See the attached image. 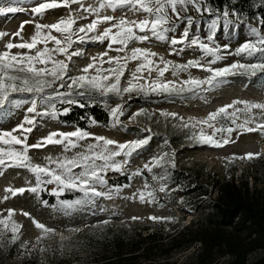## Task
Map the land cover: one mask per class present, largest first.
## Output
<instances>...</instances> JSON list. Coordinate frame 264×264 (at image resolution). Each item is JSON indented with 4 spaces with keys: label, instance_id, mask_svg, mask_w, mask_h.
<instances>
[{
    "label": "rangeland",
    "instance_id": "374dc122",
    "mask_svg": "<svg viewBox=\"0 0 264 264\" xmlns=\"http://www.w3.org/2000/svg\"><path fill=\"white\" fill-rule=\"evenodd\" d=\"M38 2L39 0H0V6L12 5L23 9L14 14L0 15V33L8 34L0 38V52L7 50L5 45L8 42L30 41L35 33L36 24L58 23L61 18L67 19L69 14L78 18V26L90 23L96 15L89 14L84 9L90 6L98 7L100 0H79V3H70L67 7L49 10L42 16H36L31 12V8ZM258 2L264 4V0ZM228 12L229 17L225 18L223 13L214 12L212 16L207 14L201 16L190 10L188 15L193 17L195 23L189 27L186 21H177L176 29L169 33V37H179L184 28L189 27L190 37L198 35L201 40L207 42L209 24L218 16L214 40L211 43L219 48V55L223 59L211 66L221 68L237 61L246 64L264 62V57L259 54L252 57L235 55V50L246 40L255 41L256 37L250 32V26L260 28L259 19L236 20L233 13ZM100 15L117 18L124 16L129 21L145 18L143 13L125 10L113 12L108 8L102 9ZM23 22L28 23L24 24L19 37L14 36ZM115 22L99 25L98 31L102 32L104 28L110 27ZM261 31L264 32V29ZM52 34L60 36L54 30ZM97 34V32L88 33L83 41L73 37L76 42L72 50L78 51L80 55L73 57L69 62L70 76L81 74V69L91 63L93 57H100L104 52H107L108 56L130 55L128 50L121 53L109 50L107 41L101 43L89 38ZM37 47L43 48V44ZM48 47H53V44L49 43ZM130 48H143L155 52L157 56L153 59L157 63L160 62L161 57L165 61H171L172 64H186L189 60H199L207 64L211 59L198 48L189 47L187 43L173 46L170 40L158 41L151 38L145 42H133ZM27 51L19 48L10 50L12 54ZM104 59L107 60V57ZM138 63L139 61H129L125 76L121 79V87L128 86V81L132 79V73ZM103 66L110 67L108 64ZM174 71L170 66L163 77H158L156 71L150 76L145 72V81L157 79L164 82L172 81L179 88L183 81L190 77L204 80L210 75L200 68H189L176 74H173ZM90 74H95L94 70ZM66 82H68L67 77ZM60 91L67 92L69 89L63 88ZM13 98L22 103L19 108H10L9 115L0 117V130H10L19 124L26 115L28 106L23 102L31 101L34 97L28 93H15ZM72 98L77 103L64 104L58 100L54 101L58 110L54 116L36 117L35 129L28 134L29 144H36L40 138L46 137L51 132H70L79 128L74 123L64 122L63 116L74 107L87 109L93 105L100 106L108 114V121L101 125L85 114L82 119L85 120V125L79 129L91 135L87 140L78 143H97L94 139L96 136H103L120 143L149 136L151 139L146 146L133 154L123 171L106 173L107 184L95 186L97 191L104 193L101 196L91 194L85 196L83 192L72 189L79 192V195L72 200H62L59 197L65 190L59 191L56 184H44L43 190L38 193L26 191L22 195L12 196L11 192L5 189L30 188L35 185V175L25 168L0 167V219H6L7 211L14 209L9 223L15 222L22 226L16 243H11L10 239L0 243V264H102V256H109L106 250L113 237L136 238L134 235L144 228L147 230H143L141 236L159 227L169 230L172 225H188L189 222L203 219L210 209V199L217 195L218 182L236 179L235 183L240 180L246 181L251 190L263 187L264 132L260 130L247 132L239 128L246 118L251 119V123L245 127H255L264 123L262 110L254 109L250 115L244 112L238 113L237 123L231 125L236 130L230 135L218 133L215 136V139L222 144L221 147L198 143L192 139L193 133H198L201 126L192 128L191 125L235 100L264 104V72L258 71L255 75L250 73L230 75L222 78L215 86L203 85L201 89L180 94L133 91L122 93L120 96L104 97L98 93H93L91 96L73 94ZM117 104L122 105L123 108L119 123L114 122L110 114L111 108ZM235 107L243 109L244 105ZM64 109H67L66 113ZM232 110L229 109L230 112ZM137 113L141 114L136 115ZM185 124L189 127H184ZM220 124L229 126L230 122L226 119H218L217 126ZM203 129L207 134L212 131L207 125H203ZM224 139H228L229 143L223 144ZM81 150L80 148L65 150L64 145H47L30 149L29 156L35 164L55 168V161L70 158ZM164 153L168 155L164 158L162 166H153V157L162 156ZM247 153L258 155L247 159L245 158ZM145 164L152 167V171L145 169ZM136 172L140 174L133 175ZM161 186L165 188L164 192L159 191ZM53 190H56L55 194ZM148 191L154 192V199L141 201L139 194ZM45 194L55 196L53 203L42 199ZM77 200L83 203L75 205ZM62 201L73 203L74 207L66 209ZM25 212L30 215L25 216L23 214ZM150 217L162 219L152 220ZM33 220L43 223L54 231L43 233L35 227ZM2 228L3 226L0 225V229ZM40 237L42 239H38ZM198 246L196 244L173 252L169 262L173 264L188 262L198 252ZM262 255V250L252 252L248 256V263L254 262Z\"/></svg>",
    "mask_w": 264,
    "mask_h": 264
},
{
    "label": "snow or ice",
    "instance_id": "6c2138e0",
    "mask_svg": "<svg viewBox=\"0 0 264 264\" xmlns=\"http://www.w3.org/2000/svg\"><path fill=\"white\" fill-rule=\"evenodd\" d=\"M70 3H79V0H39V2L31 8V12L36 16H42L49 10L60 7H67ZM111 9L113 12L117 10H125L133 13H143L145 18L139 21H129L124 16L119 18L109 15H100L102 9ZM190 10L203 16L207 14L212 16L214 10L206 0H100L98 7H88L84 11L89 14H95L96 18L86 25H77V19L69 14L67 19L61 18L58 23L36 24L35 33L30 41L21 43L8 42L5 45L7 50L0 52V117L9 115L10 108H19L21 101L13 98L15 93H28L34 98L31 101H24L28 104L26 107V115L23 120L10 130H0V167H19L29 170L35 175V185L30 188H7L5 191L11 192L12 196L22 195L26 191L38 193L42 191L44 184H56L59 191L65 189H76L84 193L85 196H101L104 193L96 190V185H106L105 175L108 171L121 172L125 165L130 162V158L135 152L146 146L151 137L136 139L125 143H120L103 136L94 137L97 143L80 144L90 137V133L79 128L70 132H51L46 137L40 138L36 144H29L28 134L35 129L36 117L54 116L58 111L54 101H60L64 104H75L77 101L73 99V94L77 96H91L98 93L100 96L116 95L122 93H131L133 91L140 92H164L169 94H180L184 92H193L201 89L203 85L210 87L218 84L222 78L236 74H252L258 71L264 72V62L261 63H240L234 62L221 68H214L211 65L223 59L219 55V48L211 42L214 40V33L219 17L212 19L209 24V34L206 41L201 40L200 36L193 35L190 37L189 27L195 21ZM23 11L22 8L12 5L0 6V15L14 14ZM235 15V13H233ZM223 16L229 17V12L224 11ZM116 21L110 27H106L102 32L98 31V26L104 23ZM177 21H186L189 27H185L179 37H169V33L176 29ZM23 22L15 34L20 36L24 28ZM260 28L250 26V32L256 37L255 41L246 40L240 47L235 50V55H247L248 57L259 54L264 57V17L259 18ZM48 30V31H45ZM52 30L59 33L60 36L52 34ZM97 32L98 34L89 37L95 41L104 43L107 41L109 50L117 53L130 51V55L125 56H108L107 52L101 54L100 57H93L92 62L81 69V74L70 76L69 62L75 56H79L78 51L72 50L74 41H83L88 33ZM83 33L84 35H80ZM8 35L0 33V38ZM155 38L158 41H169L171 45L188 44L189 47L198 48L205 56L211 57L207 64L201 63L199 60H189L186 64H172L171 61H165L162 57L157 63L153 57L155 52L143 48H130L133 42H145ZM52 43L53 47L49 48L48 44ZM43 44V48L38 45ZM116 46V47H114ZM13 48L26 49L27 52L12 54ZM34 50V51H33ZM183 51V48H181ZM56 57H63L58 59ZM107 57V60L104 59ZM129 61H139L132 73V79L128 81V86L121 87V79L125 76ZM108 64L110 67L105 68L103 65ZM163 65L162 67L160 65ZM172 67L177 72L187 71L189 68H200L209 73L206 79L200 80L189 78L183 81L181 87L177 88L172 81L151 80L145 81L144 73L150 76L153 71L158 73V77H163L165 72ZM94 70L95 74H90ZM66 77L67 81L66 82ZM145 81L144 83H137ZM67 88L69 91L61 92L60 89ZM51 90V91H48ZM243 104V109L235 107ZM42 108V110H40ZM229 109H233L231 112ZM259 109L264 112V104L249 103L248 101L235 100L231 104L220 107L211 112L203 120L192 124V128L200 125L198 133H193L192 139L198 143L221 147L222 144L215 139L218 133L231 134L236 129L231 125H235L238 120V113L244 112L251 114L252 110ZM67 112V109H64ZM111 117L114 122L119 123V117L123 115L122 105L117 104L110 110ZM137 113L136 115H140ZM169 115V114H165ZM175 116V114H171ZM218 119H226L230 122L229 126L223 124L218 125ZM251 123V119L246 118L239 128L253 132L260 130L264 132V123L257 124L255 127H245ZM203 125H207L211 129V133H205ZM184 127H189L185 124ZM150 131V130H148ZM229 143L228 139L223 140V144ZM47 145H64L65 150L75 148L82 149L76 152L72 157L55 161V168L41 166L32 162L29 156V150L40 148ZM153 157V166H162L164 158L167 156ZM255 153H247L245 158L252 159ZM119 158V159H118ZM148 171H152V167L148 164L144 165ZM79 169V171H75ZM139 172L133 175H139ZM155 178V177H154ZM163 179V177H161ZM56 190H53L55 194ZM160 192H164L165 188L161 186ZM8 197H5L7 199ZM141 201H151L154 199V192H141L139 194ZM62 205L66 209L74 207L73 203L62 201ZM83 203L81 200L75 201V205ZM14 209L7 211V218L0 219V243H4L6 239H10L11 243H16L21 225L15 222L9 223ZM25 216L30 214L25 212ZM134 219H136L134 217ZM152 220L162 219L158 217H150ZM36 228L43 233H51L54 229L48 228L41 222L33 220ZM10 234V235H9ZM42 239V237L38 238Z\"/></svg>",
    "mask_w": 264,
    "mask_h": 264
},
{
    "label": "trees",
    "instance_id": "16d2710c",
    "mask_svg": "<svg viewBox=\"0 0 264 264\" xmlns=\"http://www.w3.org/2000/svg\"><path fill=\"white\" fill-rule=\"evenodd\" d=\"M218 14L228 10L241 18L264 17V4L258 0H206ZM95 122L106 124L108 114L98 105L87 109L74 107L63 116L66 123L79 128L85 125L84 115ZM236 179L217 183V195L210 199L206 216L188 225H172L169 230L159 227L136 238L113 237L108 244L109 256H102V264H173V252L198 244V252L183 264H249L248 256L262 250L263 255L250 264H264V179L260 189H249L247 182ZM79 192L65 189L59 197L72 200ZM43 200L53 203L55 196L43 195ZM175 264V263H174Z\"/></svg>",
    "mask_w": 264,
    "mask_h": 264
}]
</instances>
